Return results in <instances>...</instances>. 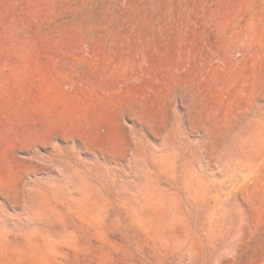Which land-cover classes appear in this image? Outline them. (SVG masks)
Returning a JSON list of instances; mask_svg holds the SVG:
<instances>
[{"label":"rangeland","instance_id":"374dc122","mask_svg":"<svg viewBox=\"0 0 264 264\" xmlns=\"http://www.w3.org/2000/svg\"><path fill=\"white\" fill-rule=\"evenodd\" d=\"M85 263L264 264V0H0V264Z\"/></svg>","mask_w":264,"mask_h":264},{"label":"bare ground","instance_id":"6f19581e","mask_svg":"<svg viewBox=\"0 0 264 264\" xmlns=\"http://www.w3.org/2000/svg\"><path fill=\"white\" fill-rule=\"evenodd\" d=\"M157 164H159V163H157ZM160 165V164H159ZM166 177V176H165ZM168 177V176H167ZM170 178V177H169ZM152 182V181H151ZM85 188V187H84ZM133 189H134V187H133ZM181 189H182V186H181ZM206 189H208V188H206ZM86 190V189H85ZM139 192V191H138ZM137 192V193H138ZM198 193V192H197ZM208 193V192H207ZM139 194L140 193H138V196H139ZM79 195V194H78ZM136 195V194H135ZM177 195V194H176ZM80 196V195H79ZM81 196H83V195H81ZM196 196V195H195ZM85 197V196H84ZM140 197V196H139ZM79 199H81V198H79ZM140 198H138L137 199V204H138V206L142 209V212H141V215H139V216H137V215H134L133 216V219H134V221L136 222V224H137V226H136V228L135 229H137L136 231H138L136 234L138 235V240L139 241H142L143 239H146V238H150L151 240H152V242H157V243H159V244H162L164 241H166L167 240V235H166V233H167V231H168V229H169V224H168V220L166 219V218H160L159 217V215H157V211H156V209H154V208H152V207H149L148 205H147V202L146 201H149V195H147V196H145V197H143L142 198V201L141 200H139ZM200 200V199H199ZM209 200H211V198L209 199ZM209 200H206V201H209ZM109 201V200H108ZM172 201V200H171ZM170 201V202H171ZM111 203V202H110ZM206 203V202H205ZM150 204V203H149ZM194 204V203H193ZM192 204V205H193ZM208 204V203H207ZM206 207H207V205H206ZM213 207V206H212ZM120 208H121V206H120ZM192 208H193V206H192ZM108 209H109V207H108ZM214 209H215V207H214ZM128 210V209H127ZM102 211H103V209H102ZM214 211V210H213ZM104 212H105V210H104ZM202 212V211H201ZM204 212V211H203ZM215 212V211H214ZM188 213V212H187ZM210 213V212H209ZM106 214V213H105ZM109 214V213H108ZM204 214V213H203ZM212 214V213H211ZM129 217V216H128ZM182 217V216H181ZM203 218H205L204 216H202ZM110 218V217H109ZM183 218V217H182ZM107 219H108V216H107ZM177 219V218H176ZM206 219V218H205ZM44 220V219H43ZM184 219H182V221H183ZM118 221V220H117ZM206 221V220H205ZM209 221V220H208ZM185 222V221H184ZM97 223H98V221H97ZM100 223V222H99ZM204 224V223H203ZM107 225V224H106ZM130 225V224H129ZM205 225V224H204ZM56 227V226H55ZM132 227V226H131ZM205 227V226H204ZM217 228V227H216ZM46 229V228H45ZM48 229V228H47ZM105 229V228H104ZM104 229L102 228V230L104 231ZM49 230V229H48ZM51 231V230H50ZM135 231V230H134ZM204 231V230H203ZM106 232V231H105ZM112 232V231H111ZM111 232L110 233H108V234H111ZM205 232V231H204ZM52 233V232H51ZM134 233V232H133ZM114 234H116V232H114ZM64 235V234H63ZM117 235H118V233H117ZM205 235V234H204ZM65 236V235H64ZM116 236V235H115ZM167 236V237H166ZM195 236V235H194ZM193 236V237H194ZM206 236V235H205ZM118 237H120L121 238V236H118ZM126 237V236H125ZM198 237V236H197ZM204 237V236H203ZM37 238V237H36ZM77 238V237H76ZM205 238V237H204ZM38 240H39V238H37ZM65 239H66V237H65ZM69 240H70V238H68ZM107 239H110V238H108V236H107ZM112 239V238H111ZM110 239V240H111ZM134 239V238H133ZM64 240V239H63ZM75 240V239H74ZM78 240V239H77ZM85 240V239H84ZM109 240V243H111L112 241H110ZM172 241H174V243H177V241H178V239H177V237L176 236H172V239H171ZM32 241V240H31ZM34 241H35V239H34ZM80 241V240H79ZM105 241H107V240H105ZM114 241V240H113ZM148 241H149V239H148ZM17 242H19V241H17ZM17 242H15V243H17ZM22 242V241H21ZM73 242V241H72ZM71 241L70 242H68V243H72ZM151 241H149V243H150ZM14 243V242H13ZM20 243V242H19ZM32 244H33V242H31ZM54 243V242H53ZM60 243H62V242H60ZM60 243H57L56 244V246H58V244H60ZM64 243V242H63ZM66 243V242H65ZM79 243V242H78ZM145 243V242H144ZM188 243V242H187ZM32 244H30V245H32ZM50 244V243H49ZM83 244V243H82ZM123 244H124V242H123ZM164 244V243H163ZM21 245H23V244H21ZM25 245V244H24ZM141 245H143V244H141ZM50 246V245H49ZM66 246V245H65ZM65 246H63V247H65ZM158 246V245H157ZM27 247V246H26ZM44 247V246H43ZM62 247V246H61ZM150 247V245L149 244H144L143 245V248L144 249H148ZM165 247V246H164ZM13 248V247H12ZM11 248V249H12ZM24 248V247H23ZM48 248V247H47ZM66 248V247H65ZM69 248V247H68ZM167 248V247H166ZM185 249H186V247H184ZM32 249V247L30 248V250ZM43 249V248H42ZM62 249V248H61ZM33 250V249H32ZM44 250V249H43ZM46 250H48V249H46ZM60 250V249H59ZM63 250V249H62ZM26 251V250H25ZM58 251V250H57ZM166 251V250H165ZM168 251V250H167ZM14 252H15V249H14ZM29 252V251H28ZM55 252V251H54ZM60 252V251H59ZM59 252H57V253H59ZM145 252H147V250H145ZM149 252V251H148ZM151 252V251H150ZM182 252H184V251H182ZM56 253V254H57ZM142 253V252H141ZM48 254H49V252H48ZM145 254H148V253H145ZM187 254V253H186ZM38 255V254H37ZM152 256H154V255H152ZM144 257V256H143ZM145 258V257H144ZM154 258V257H153ZM145 260V259H144ZM86 264V263H85Z\"/></svg>","mask_w":264,"mask_h":264}]
</instances>
